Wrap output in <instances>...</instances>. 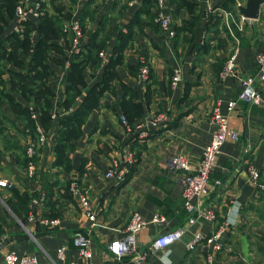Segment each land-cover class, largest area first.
Listing matches in <instances>:
<instances>
[{
	"label": "crops",
	"instance_id": "obj_1",
	"mask_svg": "<svg viewBox=\"0 0 264 264\" xmlns=\"http://www.w3.org/2000/svg\"><path fill=\"white\" fill-rule=\"evenodd\" d=\"M208 1L213 11L206 12L205 0H196L200 19L193 37L189 29L176 32L182 21L192 20V16L184 7L175 10L169 0H163L162 5L156 0L151 13L170 14L172 37L158 22L154 20L156 23L151 24L147 15L141 14L143 22L135 28L134 38L124 47L122 60L115 66L117 76L111 81L112 87L103 92L99 106L90 111L81 135L74 139L69 169L54 163L53 150L57 119L66 111L60 103L67 86L66 46L62 53L50 50L63 63L47 60L53 68L45 78V85L53 91L50 96L53 123L49 129L38 123L35 135L32 134L25 125L26 117L17 114L6 95H0V179L12 182L11 187L0 184V264L10 250L33 253L40 264L70 261L75 264H264V188L251 181L247 171V165L254 164L259 169L260 182L264 183V106L262 102L239 99L241 87L236 78L219 75L233 48H236V69L241 74L258 73L257 54L264 45V3L257 18H247L238 8L245 0ZM34 2H40L41 15L54 20L56 39L61 46L68 38L63 23L71 19L84 26L85 53L90 33L100 28L99 35L107 36L106 46L100 49L105 51V59L99 55L97 68L86 67V84L81 86L76 104L99 78L113 54L118 31L127 29L143 0H26L28 7ZM29 19L36 21L32 14L21 20L14 10L3 24L1 36L5 38L15 32L22 38ZM18 26L20 30L16 29ZM37 39L38 31L34 28L30 32L29 49L18 50L21 64L4 60L0 84L3 93L10 92L13 100L25 106L35 121L39 119V105L34 98H26L17 88L12 89L10 70L30 72ZM5 48L11 49L10 42H5ZM142 60L150 68L146 79L139 75ZM176 68L180 69L181 80L172 87L171 76ZM256 84L264 98V86ZM124 85L135 90L134 99L142 105V114L131 121L120 106ZM232 99L235 105L228 110ZM214 106L228 115V125L237 131V137H227L221 145L209 175L207 194L192 198L200 206L210 208L215 220L188 223L181 178L194 171L204 145L216 129L210 119ZM159 112L167 115V121L143 126ZM121 114L129 127L121 121ZM39 131L44 135L42 143L38 142ZM30 142L35 144V165L33 173L27 174L24 161ZM178 153L188 158V170L172 167L171 158ZM114 160L118 161L116 171L107 176ZM73 181L80 191L87 193L93 219L80 204L78 193L72 192ZM135 211L146 220L156 213L165 217V222L151 221L136 233L138 253L145 252L151 240L168 229L184 226L185 232L180 239L142 259L135 252L117 258L108 243L125 236ZM39 217H56L58 223L45 224ZM222 222H227L224 244L210 254L211 260L208 249L201 243L191 248L186 246L195 232L210 233ZM76 230L89 236L90 258L78 255L72 239ZM60 245L66 246L64 259L57 256Z\"/></svg>",
	"mask_w": 264,
	"mask_h": 264
},
{
	"label": "built area",
	"instance_id": "obj_2",
	"mask_svg": "<svg viewBox=\"0 0 264 264\" xmlns=\"http://www.w3.org/2000/svg\"><path fill=\"white\" fill-rule=\"evenodd\" d=\"M159 5H162L163 0H157ZM202 1V0H200ZM206 12L213 11V7L208 0H205ZM32 7H28L26 0H19L15 7V12L18 15L19 19H26L29 14L35 16V18L41 15V5L40 2H34ZM154 20L158 22L160 27L165 31V33L172 37L174 30L172 28L171 16L167 13L157 12L155 14ZM21 26H18L16 29L20 30ZM68 32L69 46L65 49L66 55L69 57L74 53H78L81 50V44L83 42L84 33L83 28L80 22L77 19H71L68 22L67 28H64ZM99 55L102 59H105L106 53L104 50L99 51ZM66 56V57H67ZM235 58H236V48H233L229 56L224 60L223 66L219 72L221 77L231 75L236 78L241 89L238 95L239 99H245L252 102H262L264 106V98L261 95L260 89L257 87V82L260 85L264 86V45L260 52L257 54L258 62V73L253 74H241L235 67ZM70 63L69 58H66L65 66L67 67ZM149 64L142 60V64L139 67V75L141 78L146 79L149 74ZM181 80V72L179 68H176L171 76V86L176 87ZM235 100L232 99L228 102L227 109L231 110L235 105ZM121 121L126 124V127H129L127 124L126 117L121 114ZM210 119L216 124V129L213 132L210 141L204 145L200 159L194 169V171L189 172L182 176L181 178V192L183 199V207L187 212V222L193 223L199 219L213 222L215 220V213L207 207L200 206L199 203L193 202L192 198L194 196L200 197L206 195L208 192V183L209 175L212 172L217 156L221 151V145L226 140L227 137L236 139L237 131L232 129L228 125V115L222 113L218 106H214ZM167 121V115L164 112H159L154 114L148 121H145L144 125H158ZM142 126V125H141ZM44 141V135L39 131L38 142L42 143ZM36 153L34 142H30L26 147V154L28 157L26 172L27 174H32L34 169V159L33 156ZM113 167L106 172L107 176L113 175L116 171L118 161L114 160L112 162ZM171 165L174 169H186L190 168L188 158L181 153L174 155L171 158ZM247 171L249 179L253 181L259 188H264V183L259 180V169L252 163L247 165ZM1 185H6L8 187L12 186V182L8 179L1 178ZM71 190L74 193H78V198L80 204L85 209L86 213L90 218L93 219V212L90 211V201L88 199L87 193L80 191L73 181L71 183ZM30 219L34 218V215L29 216ZM39 220L45 224H57L58 218H49V217H39ZM165 222V217L162 214L156 213L150 220L143 218L138 212H133L130 217V220L127 224V233L124 237L115 239L108 243V248L111 252L115 254L117 258H122L125 255L130 253L136 254L138 259L144 258L148 253L157 251L160 248L167 247L173 241L180 239V237L185 232V227L180 226L175 229H168L156 237H154L148 249L145 252L138 253L136 251L137 238L136 233L143 227H145L149 222ZM227 228V222H222L219 224L212 232L203 233L197 231L194 233L192 239L187 243V247L191 248L196 245V243H201L202 246L209 251L208 259L211 260V253L220 250L223 247V235ZM73 243L76 246L78 255L83 259L90 258L92 255L90 248V238L82 230H76L72 236ZM66 246L60 245L57 249V256L60 259L65 258ZM3 264H40L37 260V257L33 253L21 252L17 253L14 250L8 251L4 255ZM65 264H75L70 261ZM164 264H172L171 262H165Z\"/></svg>",
	"mask_w": 264,
	"mask_h": 264
},
{
	"label": "trees",
	"instance_id": "obj_3",
	"mask_svg": "<svg viewBox=\"0 0 264 264\" xmlns=\"http://www.w3.org/2000/svg\"><path fill=\"white\" fill-rule=\"evenodd\" d=\"M19 0H0V84L2 83L1 72L4 68V60H10L15 64H21V60L17 56L18 50L27 51L30 47V32L32 29L38 31V39L34 43L32 52V61L29 67V73H18L10 70L11 87L17 88L24 97L34 98L39 105V119L35 121L30 116V112L25 106H21L18 101L13 100L10 92L3 93L0 89V95H6L9 102L15 108L17 114H23L29 126L31 133H36V125L39 123L45 130L51 127V108L52 102L50 96L53 91L49 85H45V78L53 71L52 66L47 62L52 59L58 63H63L60 57H56L51 51L62 53L64 47L69 46V38L66 39L65 45L61 46L57 41L58 31L54 20L47 15H41L36 18V21L29 19L26 23V28L23 37L19 38L18 33H10L5 38L1 36L2 26L14 12L16 4ZM172 5H175V10L184 7L191 14L192 20L184 19L182 25L177 27L176 32L179 33L183 29L192 31V37L199 26L200 13L196 12V0H169ZM225 3H234L235 0H224ZM156 3V0H143L141 7L137 10L132 20L127 25V29L119 30L115 42L112 47L113 54L109 57L106 64L102 68L99 78L89 86L83 99L75 104V98L81 91V86L86 84L85 70L86 67L97 68L100 65L101 58L99 50L106 46L105 39L107 36H100V28L92 32L88 36V41L85 43L88 50L83 51L84 43L81 44V50L69 57L65 54V58H69L70 63L66 71L67 86L65 96L60 100V103L65 108V113L58 117V132L55 137L53 150L55 154L54 163L61 165L64 168H70L71 161L69 152L74 147V139L78 138L82 133L83 124L88 117L90 111L100 104L101 96L106 89L112 87L111 81L117 76L116 64L122 60V51L128 42L134 38L135 28L140 27L143 22L142 13L147 15L149 22L153 24L156 13H151V6ZM156 23V22H155ZM83 33H84V26ZM176 33V34H177ZM67 36V30L64 31ZM64 36V37H65ZM11 44V49L6 50L5 42ZM195 43L199 44L198 40ZM67 56V57H66ZM224 63V62H223ZM137 70V67H136ZM150 70V69H149ZM123 96L120 100V106L124 115L129 121L134 117L142 114V105L135 101V90L124 85ZM35 135V134H34ZM28 157L24 161L27 165Z\"/></svg>",
	"mask_w": 264,
	"mask_h": 264
},
{
	"label": "water",
	"instance_id": "obj_4",
	"mask_svg": "<svg viewBox=\"0 0 264 264\" xmlns=\"http://www.w3.org/2000/svg\"><path fill=\"white\" fill-rule=\"evenodd\" d=\"M264 0H245L244 4L239 5V11L247 18H257L259 8Z\"/></svg>",
	"mask_w": 264,
	"mask_h": 264
},
{
	"label": "rangeland",
	"instance_id": "obj_5",
	"mask_svg": "<svg viewBox=\"0 0 264 264\" xmlns=\"http://www.w3.org/2000/svg\"><path fill=\"white\" fill-rule=\"evenodd\" d=\"M68 22H69V20H68V21H65V22L63 23V27L67 28V26H68Z\"/></svg>",
	"mask_w": 264,
	"mask_h": 264
}]
</instances>
